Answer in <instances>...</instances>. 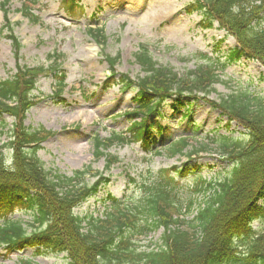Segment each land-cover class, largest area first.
I'll return each mask as SVG.
<instances>
[{
    "label": "trees",
    "instance_id": "trees-1",
    "mask_svg": "<svg viewBox=\"0 0 264 264\" xmlns=\"http://www.w3.org/2000/svg\"><path fill=\"white\" fill-rule=\"evenodd\" d=\"M8 3L4 0L0 4V29L6 32L17 58L21 45L13 35ZM37 5V0H24L16 12L38 24L39 17L34 13ZM62 7L69 14L77 9L70 0H65ZM185 13L200 15L199 26L203 29L216 23L235 40L237 46L229 51L226 63L246 59L264 68V0H191ZM87 33L99 46L106 41L102 29ZM60 58L56 56L48 70L17 66L10 79L0 81V119L6 116L13 120L7 132L8 142L0 146V247L7 254L25 248H35L36 256L63 254L65 264H264V231L257 233L248 227L254 220L264 218L263 103H253L245 94L218 101L208 99L220 80L215 75L217 65L204 56L202 66L179 76L170 68L157 66L141 45L134 60L144 76L136 80L116 74L119 57H106L111 75L105 86L134 91L132 102L136 104L125 114L130 125L128 136L112 133L105 139L93 138L94 158H105L106 170L119 162L117 157L105 154L116 144L140 143L145 152L155 150L153 133L161 129H153L144 116L169 102L174 104L173 111L189 103L208 105L226 118V126L234 122L244 129L247 138L234 142L219 137L222 156L233 167L221 182L196 180L188 200L181 197L180 186L171 177L172 173L183 176L185 172L174 167L160 171L155 182L145 185L143 195L131 203L132 207L110 197L111 207L105 218L89 220L75 216L73 210L108 181L99 176L87 186L84 179L90 169L77 171L71 177L47 171L37 152L50 134L24 126L25 115L35 104L32 91L39 76L50 74L58 86L57 98L61 94L66 75L58 64ZM139 116L142 118L136 122ZM188 147L187 141L180 140L170 143L166 152L171 158L182 157ZM3 151L10 152L8 159ZM96 176L97 173L92 175ZM191 198H201L197 207ZM260 200L263 203L259 206ZM14 212L30 216L31 224L9 221L7 217ZM192 213L187 221L185 216ZM159 229L163 236L158 251H138L126 238L146 236ZM18 264L35 263L20 259Z\"/></svg>",
    "mask_w": 264,
    "mask_h": 264
},
{
    "label": "rangeland",
    "instance_id": "rangeland-1",
    "mask_svg": "<svg viewBox=\"0 0 264 264\" xmlns=\"http://www.w3.org/2000/svg\"><path fill=\"white\" fill-rule=\"evenodd\" d=\"M21 1L10 0L7 6L14 25L13 34L21 44L19 59L14 58L7 34L0 29V81L9 79L16 65L47 68L48 58L58 54L62 56L61 67L66 72L61 97L55 96V81L51 77H41L32 93L37 104L26 114L24 125L31 130L52 133L41 145L37 158L47 171H57L67 177L90 169L84 179L87 186L98 179L92 177L95 173L110 179L107 187H100L96 195L74 210L75 216L104 219L110 207L109 197L132 207L131 203L138 202L143 195V187L155 182L160 171L170 168H185V177L175 179L184 200L190 198L196 180L221 182L228 177L233 163L222 156L219 137L236 142L245 140L247 133L235 124L226 126V119L201 102L184 104L176 111L169 102L146 117L153 129L163 130L156 138L157 145L167 146L189 138L184 156L169 157L165 152L167 147L157 150L158 155L154 152L148 155L139 144L123 147L116 144L106 151L119 159L109 171L105 170V158H94V137L105 139L112 133H126L128 122L123 115L133 107L131 101L135 96L134 91L121 92L118 87L104 86L110 76L106 57L119 56L117 75H128L136 80L144 76L134 61L140 44L148 46L157 66L172 68L179 76L200 64L199 55L217 61L220 67L227 52L235 47L233 40L216 24L209 30H201L198 27L201 18L184 13L183 7L189 0H74L83 11L80 18L73 19L62 10L64 0H41L39 24L29 23L16 12ZM88 28L103 30L106 41L102 46L88 35ZM217 74L220 82L212 87L208 99L218 101L230 95L245 94L252 102H264V70L256 62L241 60L223 67ZM183 110H187L193 124L180 119ZM12 124L7 117L0 119V146L8 141L7 132ZM192 150L197 153L190 154ZM5 155L9 158V152ZM175 175L172 173L171 177ZM191 200H195V207L201 202V198ZM193 215L185 219L188 221ZM8 219L27 225L30 216L15 212ZM251 226L261 230L264 221H255ZM162 236L163 230L159 229L145 237L127 235L126 238L136 250L148 252L160 249ZM20 259L35 264L66 262L64 255L37 257L35 249L27 248L6 254L0 248V264H18Z\"/></svg>",
    "mask_w": 264,
    "mask_h": 264
}]
</instances>
